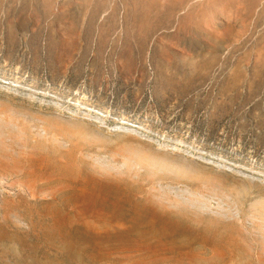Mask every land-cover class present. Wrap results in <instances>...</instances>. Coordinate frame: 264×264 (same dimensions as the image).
Masks as SVG:
<instances>
[{
  "label": "rangeland",
  "instance_id": "374dc122",
  "mask_svg": "<svg viewBox=\"0 0 264 264\" xmlns=\"http://www.w3.org/2000/svg\"><path fill=\"white\" fill-rule=\"evenodd\" d=\"M0 264H264V0H0Z\"/></svg>",
  "mask_w": 264,
  "mask_h": 264
}]
</instances>
